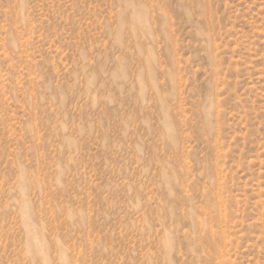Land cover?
Masks as SVG:
<instances>
[{
  "label": "rangeland",
  "instance_id": "374dc122",
  "mask_svg": "<svg viewBox=\"0 0 264 264\" xmlns=\"http://www.w3.org/2000/svg\"><path fill=\"white\" fill-rule=\"evenodd\" d=\"M0 264H264V0H0Z\"/></svg>",
  "mask_w": 264,
  "mask_h": 264
}]
</instances>
